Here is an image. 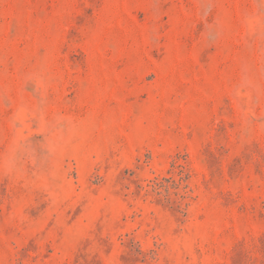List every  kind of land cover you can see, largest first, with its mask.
<instances>
[{"label":"rangeland","instance_id":"374dc122","mask_svg":"<svg viewBox=\"0 0 264 264\" xmlns=\"http://www.w3.org/2000/svg\"><path fill=\"white\" fill-rule=\"evenodd\" d=\"M0 264H264V0H0Z\"/></svg>","mask_w":264,"mask_h":264}]
</instances>
